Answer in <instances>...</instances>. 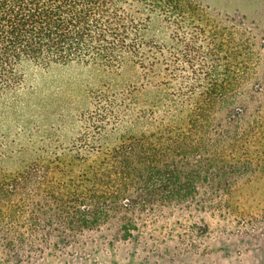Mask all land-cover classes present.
<instances>
[{"label":"trees","instance_id":"trees-1","mask_svg":"<svg viewBox=\"0 0 264 264\" xmlns=\"http://www.w3.org/2000/svg\"><path fill=\"white\" fill-rule=\"evenodd\" d=\"M155 18L169 42L147 35ZM248 30L202 0H0V93L21 86L24 60L114 70L128 58L141 83L99 93L91 114L142 124L100 143L78 169L49 160L0 176V264H43L110 220L127 238L129 214L222 212L254 171L255 141L264 145L262 120L251 119L260 115L249 112L264 76L248 55ZM148 88L152 99L137 98Z\"/></svg>","mask_w":264,"mask_h":264},{"label":"rangeland","instance_id":"rangeland-1","mask_svg":"<svg viewBox=\"0 0 264 264\" xmlns=\"http://www.w3.org/2000/svg\"><path fill=\"white\" fill-rule=\"evenodd\" d=\"M220 15L238 14L249 28L248 55L264 76V0H202ZM148 36L169 42L165 25L155 18ZM22 84L0 93V176L22 172L32 163L58 162L68 172L82 159L90 163L97 146L110 145L121 136L140 130L125 120L97 117L94 98L103 92H122L141 83V71L126 58L118 69L70 62L37 64L29 60L18 66ZM254 79L244 83L251 90ZM260 101L249 112L259 114L264 128V83ZM148 88L137 98L152 99ZM101 143V144H100ZM252 147L255 160L251 174L236 183L222 212H186L138 218L129 214L131 235L121 238L118 222L107 221L99 230L84 231L61 256L43 264H264V155L259 141ZM264 158V157H263ZM74 159V164H70ZM65 160L64 165L60 163ZM245 161L246 157H242ZM51 166H54L51 164ZM72 175H75L73 172Z\"/></svg>","mask_w":264,"mask_h":264}]
</instances>
